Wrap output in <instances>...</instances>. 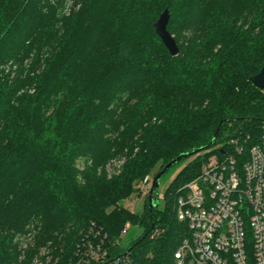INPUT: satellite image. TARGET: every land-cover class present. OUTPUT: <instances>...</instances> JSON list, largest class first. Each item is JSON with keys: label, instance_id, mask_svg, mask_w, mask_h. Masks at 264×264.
I'll return each instance as SVG.
<instances>
[{"label": "trees", "instance_id": "16d2710c", "mask_svg": "<svg viewBox=\"0 0 264 264\" xmlns=\"http://www.w3.org/2000/svg\"><path fill=\"white\" fill-rule=\"evenodd\" d=\"M166 9L176 57L155 30ZM263 68L264 0H0V264H33L43 247L52 264H78L89 241L109 261L176 264L189 235L180 190L230 140L260 142L251 79ZM204 147L163 210L148 196L145 215L123 208L148 175ZM127 224L144 232L123 252Z\"/></svg>", "mask_w": 264, "mask_h": 264}, {"label": "built area", "instance_id": "2783aa9c", "mask_svg": "<svg viewBox=\"0 0 264 264\" xmlns=\"http://www.w3.org/2000/svg\"><path fill=\"white\" fill-rule=\"evenodd\" d=\"M262 130L249 149L230 140L180 190L177 217L189 235L175 253L176 264H264V125ZM103 247L89 241L78 264H132L129 256L109 261Z\"/></svg>", "mask_w": 264, "mask_h": 264}, {"label": "rangeland", "instance_id": "374dc122", "mask_svg": "<svg viewBox=\"0 0 264 264\" xmlns=\"http://www.w3.org/2000/svg\"><path fill=\"white\" fill-rule=\"evenodd\" d=\"M220 148V147H219ZM214 156V155H213ZM212 156V157H213ZM195 160L194 158H187L183 162L175 165L171 169H169L161 178L160 185L158 189V197L160 201L161 210L164 209V196L168 187L174 180V178L178 175V173L189 163ZM124 161L114 160L112 163L108 164L106 169L109 176L116 175L120 170L121 165ZM155 173L148 175L135 189L134 193L126 200L122 202V206L125 210L131 213H137L142 216L146 213V197L148 196L149 186L152 184L153 179L155 178ZM148 179V180H147ZM144 232V229L138 225L132 226L131 224H127L125 230L122 233V237L116 242V246L118 248H122L123 252H126L128 248L131 246L132 242L137 238H140ZM157 234L160 233V230L157 229ZM32 243V241L25 242L24 248H28V246ZM49 247H43L36 260L33 264H52V258L50 256ZM54 264V263H53ZM56 264V263H55ZM96 264V261L93 263Z\"/></svg>", "mask_w": 264, "mask_h": 264}, {"label": "water", "instance_id": "95a60500", "mask_svg": "<svg viewBox=\"0 0 264 264\" xmlns=\"http://www.w3.org/2000/svg\"><path fill=\"white\" fill-rule=\"evenodd\" d=\"M171 18V13L169 9H166L159 17L158 21L155 23V30L157 35L161 38L163 43L165 44L166 48L170 52V54L174 57L178 56L180 53V50L178 48V45L174 39V37L170 34L168 31V24ZM252 83L257 87L258 89L262 90L264 92V68L254 77L251 79ZM219 133V130H217V133L214 135L211 143L208 145V148L212 147L216 143L217 134ZM203 150H206V148H201L198 151H194L191 153H184L173 159L171 162H169L164 169L158 173L155 178L153 179L152 184L149 186V192H148V200H149V208L150 210L158 209L160 206V201L158 197V189L160 185V178L172 167L180 163L182 160L189 158L191 156H194L197 152H202Z\"/></svg>", "mask_w": 264, "mask_h": 264}]
</instances>
